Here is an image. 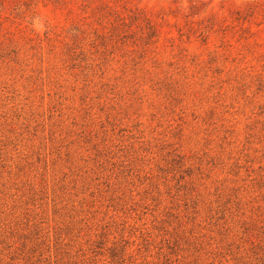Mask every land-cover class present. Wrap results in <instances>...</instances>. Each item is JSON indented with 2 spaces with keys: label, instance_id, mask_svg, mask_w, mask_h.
<instances>
[{
  "label": "rangeland",
  "instance_id": "1",
  "mask_svg": "<svg viewBox=\"0 0 264 264\" xmlns=\"http://www.w3.org/2000/svg\"><path fill=\"white\" fill-rule=\"evenodd\" d=\"M0 264H264V0H0Z\"/></svg>",
  "mask_w": 264,
  "mask_h": 264
},
{
  "label": "trees",
  "instance_id": "2",
  "mask_svg": "<svg viewBox=\"0 0 264 264\" xmlns=\"http://www.w3.org/2000/svg\"><path fill=\"white\" fill-rule=\"evenodd\" d=\"M249 5L252 6L254 4L253 3H249ZM236 14H237V19H239L241 17V15H242V12L238 10L236 12ZM134 17H136L137 19L141 17V21L144 22V25H141L138 28L139 29V32H140L138 39H142L145 34L146 35H149L148 37L158 36L156 24H153L148 17H146L143 14L140 15V16H137L136 14H134ZM217 23H218V20H213L212 21L213 26H214V24H217ZM219 30L222 32L223 43H224V46L226 47L227 50H229L233 46L232 43L230 42V40H228L226 38L227 32L237 33L238 31H240L238 33V42L242 43L243 48L246 49L247 52H249V53H253L254 52V48L256 46H259L260 45V43L257 42V41L256 42H253V43L249 42L248 39L252 36V34L254 32H251L250 30H245L241 26L239 28H236L235 25H232L231 26L229 24L220 23L219 24ZM200 32H201L200 34L202 35L203 32H205V30L204 29L203 30H200ZM97 36H99V37H101L103 39L105 37L107 38V36H105L104 33L97 34ZM38 39H39L38 43L42 44L43 42H46V43L48 42L52 46H56V43L57 42H60L59 40L52 39L48 34L45 35L43 39L42 38H38ZM108 39H109V42H111V41L113 42L112 37H108ZM117 39H119V38H117ZM117 39L114 40V43L117 42ZM156 40H154V41L147 40L144 43H142V46H141L142 47V52L146 54L147 53V50L149 49L148 48L149 44L151 42L152 43L155 42Z\"/></svg>",
  "mask_w": 264,
  "mask_h": 264
}]
</instances>
